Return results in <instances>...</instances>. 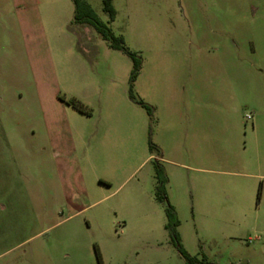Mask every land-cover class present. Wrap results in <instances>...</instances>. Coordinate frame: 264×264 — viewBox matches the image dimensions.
Instances as JSON below:
<instances>
[{
    "label": "rangeland",
    "instance_id": "374dc122",
    "mask_svg": "<svg viewBox=\"0 0 264 264\" xmlns=\"http://www.w3.org/2000/svg\"><path fill=\"white\" fill-rule=\"evenodd\" d=\"M86 1L134 79L72 0H0V264H186L167 203L201 263L264 264V0Z\"/></svg>",
    "mask_w": 264,
    "mask_h": 264
},
{
    "label": "trees",
    "instance_id": "16d2710c",
    "mask_svg": "<svg viewBox=\"0 0 264 264\" xmlns=\"http://www.w3.org/2000/svg\"><path fill=\"white\" fill-rule=\"evenodd\" d=\"M72 2L74 5L73 22L77 25H81V26L86 25L92 27L103 39L108 40L110 42L112 48L124 50L133 60V70H132L131 79H134V76L140 65V59L135 53L130 52L124 47L123 37L120 35H116L113 32L112 28L100 19L98 14L94 11V9L86 0H72ZM103 9L109 14L110 17L114 16L115 12L112 6V0H103ZM67 102L81 113H85V114L91 113V109L76 98H71ZM140 103L144 106H147L143 102ZM154 169H155V179L157 183L156 198L157 199L166 198L165 185L168 179L165 174L164 168L162 164L156 161L154 163ZM166 216L170 221L165 227L170 231L172 239L176 244L177 249L180 255L182 256V258L184 259L185 263L204 264L201 263L196 256H191L190 254H188L182 247L179 241V236L175 232V226L177 225L176 213L173 206L170 205L169 203H167ZM95 254L98 264H102V258L97 247L95 248Z\"/></svg>",
    "mask_w": 264,
    "mask_h": 264
},
{
    "label": "built area",
    "instance_id": "2783aa9c",
    "mask_svg": "<svg viewBox=\"0 0 264 264\" xmlns=\"http://www.w3.org/2000/svg\"><path fill=\"white\" fill-rule=\"evenodd\" d=\"M246 118H247V119H250V118H251V116H250V115H247V116H246Z\"/></svg>",
    "mask_w": 264,
    "mask_h": 264
}]
</instances>
